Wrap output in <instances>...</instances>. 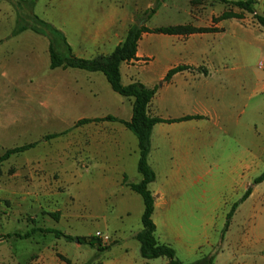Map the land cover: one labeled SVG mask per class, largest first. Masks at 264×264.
I'll return each instance as SVG.
<instances>
[{
  "label": "rangeland",
  "instance_id": "obj_1",
  "mask_svg": "<svg viewBox=\"0 0 264 264\" xmlns=\"http://www.w3.org/2000/svg\"><path fill=\"white\" fill-rule=\"evenodd\" d=\"M28 1L0 0V64L6 61L1 65L8 64L11 71H20L23 86L27 88L31 85L27 74L33 71L31 62L34 58L30 56L29 43L24 38L27 33L16 36L13 31L18 22L36 23L34 13L51 21L53 12V18L58 20L60 4L64 0H57L54 11L50 9L51 0L37 1L34 9ZM96 1H99L97 5ZM113 1L89 0V7L97 12ZM117 1L127 4L131 19V23L123 25L117 42L123 41L134 25L181 27L183 32L176 38H188L191 34L204 37L207 34L197 32L198 29H216L193 42L195 57L198 60L202 53L217 51L230 63L232 79H222V75L216 73L210 91L221 94L220 102L229 108V116L232 115L234 121L224 123L218 130L219 136L209 139V146L196 145L195 154H201L206 147L222 153L250 144L249 188L252 187V195L247 202L239 204L227 229L228 213H214V210H210L209 214L213 216L210 219L203 218L205 213L199 211L201 217L197 213L196 218L173 220L175 226L182 225L185 231L183 235L170 237V244L184 262L198 260V257L182 255L179 243L189 238L192 243H197L200 258L212 257L216 264L241 260L247 245L264 247V181L253 183L264 168V87L257 91L259 94L254 91L260 78V82H264V27L258 24L253 13L223 0ZM254 8L256 13L264 14V0H256ZM227 11L241 13L242 18L225 19L222 15ZM28 33L34 35L31 31ZM72 36L74 39L76 35ZM164 37L167 35L145 34L140 43H162ZM169 41L175 44L168 50L175 53V58H182L184 51L180 48L183 44L177 39ZM160 46L154 44L151 50L162 59L164 48ZM142 59L152 58L145 55ZM49 63L48 56L47 69L52 71ZM44 69L40 71L43 77L47 75ZM2 72L1 69L0 75ZM32 80L35 82V76ZM104 83L103 95L111 93L116 99L124 97L111 88L106 78ZM46 96L48 92H34L32 87L30 91H18L8 83L7 77L0 80V157L10 148L36 143L33 148L0 161V264H43L49 256L57 262L53 264H71L70 258H77L79 262L93 258L103 260L112 255L113 248L119 249L118 226L131 250L139 251V242L134 238L142 229L143 200L131 191L126 203L117 204V123L101 121L76 125L79 119L65 123L60 117L64 113H60V108L49 107L50 102L44 100ZM112 102L115 103V99ZM107 103L110 105V101ZM130 135L131 151L126 170L129 180L139 181L138 140L133 132ZM97 176L105 179L99 188L92 187ZM209 197L208 203L195 202L191 206H196L195 209L216 208L218 200L214 198V189L209 192ZM188 198L193 201L192 196ZM120 207H128L129 215L117 220ZM170 222L159 220L158 239L166 238L163 232L169 233ZM32 228L58 229L73 239L39 230L24 238L23 235ZM98 231L109 234L110 242L92 247L76 241L77 238L96 237ZM8 234L11 236L7 237ZM165 260V257L158 258L157 263L162 264Z\"/></svg>",
  "mask_w": 264,
  "mask_h": 264
},
{
  "label": "crops",
  "instance_id": "obj_2",
  "mask_svg": "<svg viewBox=\"0 0 264 264\" xmlns=\"http://www.w3.org/2000/svg\"><path fill=\"white\" fill-rule=\"evenodd\" d=\"M98 2L96 1V5ZM126 5L123 1L114 0L104 9L96 12L89 7V0H64L60 4V11H58L60 18L55 20L53 18L55 13L51 12V21L48 22L65 34L74 55L91 59L100 54H110L121 43L122 40L117 42V39L123 25L131 23ZM57 6V0H51V11H54ZM30 31L34 35L28 33ZM25 33L27 35L24 38L29 43L30 56L33 55L34 58L31 62L33 71L27 74L30 75L31 85L28 88L24 87L20 71H11L8 64L1 65L6 61H2L0 64V70L2 69L4 72L0 75L1 81L7 77L8 83L16 87L18 91H30L32 87L34 92H48V96L44 100L50 102L49 107L61 109L60 113L64 114L60 117L65 123H71L76 119L108 115L124 121L131 120L133 99L128 97H117L116 99L111 93L103 95L102 89L106 86L104 83L106 77L102 72L62 67L52 69L50 63L49 68L52 71H49L47 69L48 56L50 59L49 39L46 36L47 39H45L44 35L30 29L18 35ZM212 33L203 32L202 34L208 36ZM145 34L157 33H144L138 44L137 57L121 64L123 84L139 81L150 88L158 86L149 105V113L153 116L163 119H176L188 115L201 116L179 122H160L153 127L152 131L149 163L157 175L156 180L149 185L155 197L153 219L157 225L156 233L159 230L160 219L171 221L168 225L169 233L163 232L166 238L158 239L156 234L159 242L171 245L170 237L183 235V231H185L182 225L175 226L173 220L187 217L188 219L196 218L197 213L200 217L201 213H205L202 217L210 219L213 218L209 214L210 210H214V213H229L233 204L240 201L249 188L251 150L250 144H248V146L228 149L229 151L224 150L222 153L206 147L204 151H200L201 154H195L196 145L201 147L207 144L209 146V139L212 140L219 136L218 130L223 128V124L234 121L232 115L229 116V108L222 103L223 101L220 102L221 94L215 95L210 91L212 79L216 73L221 74L222 79H232V67L224 55L217 54V51L211 54L205 52V54H201L200 59H196L193 42L206 36L194 37V34H191L188 38H176L177 34H163L167 37L163 38L162 43L147 42L141 45L140 42ZM72 35H76L74 39ZM169 39H177L183 44L180 48L184 51L182 58H175V53L168 50L175 44ZM154 44L161 45V49L164 48V51H161L164 56L162 59L158 58L157 53L151 50ZM47 53L48 56H46ZM145 55L151 56L152 59L145 61L142 59ZM180 65L187 68L176 72L170 81H165L169 70ZM41 69L47 71L46 76H41ZM33 76H35V82L32 80ZM261 79L256 82L254 88L256 94H259L257 91L264 87V82H260ZM107 96H109L108 99ZM113 99H115V103L112 102ZM107 100L110 101V105ZM78 114L82 115L77 116ZM108 122L117 123V204L122 205L129 200V192H134L124 183L125 177L129 180L126 165L128 153L131 151L130 132L132 131L119 121ZM235 122L238 121L235 119ZM203 140L205 143H202ZM103 179L98 176L94 178L92 187L99 188ZM213 189L214 198L216 201L218 200L216 208L199 207L195 209L196 206H191L195 202L197 204L208 203L209 192ZM250 195L241 204L247 202ZM189 196H192L193 201L188 198ZM120 208L117 212V220L129 215L128 207ZM122 231V228L118 226L117 237L121 240L118 245L119 249L113 248L112 255L104 258L102 264H158V258L148 260L141 256L140 244L139 251L137 249L132 251L125 242L126 240L122 238ZM184 241L185 244L179 243L182 255L199 259L197 243H192L190 238L188 241L185 239ZM75 251L79 252V250ZM263 251L264 247H257L254 244L247 245L241 260H229L227 263L264 264ZM176 252L181 259L177 249ZM70 260L71 264L85 263L79 262L77 258H70ZM167 262L166 258L162 264H167ZM53 263L57 262H54L53 258L49 256L43 264Z\"/></svg>",
  "mask_w": 264,
  "mask_h": 264
},
{
  "label": "trees",
  "instance_id": "obj_3",
  "mask_svg": "<svg viewBox=\"0 0 264 264\" xmlns=\"http://www.w3.org/2000/svg\"><path fill=\"white\" fill-rule=\"evenodd\" d=\"M38 0H29L31 8H35ZM230 2L234 6L245 10L249 13H253L258 24L264 27V14H258L255 11L254 4L256 0H223ZM223 18H242L241 13L227 11L223 13ZM36 23L21 22L17 24V28L13 31V35L30 29L36 33L42 34L49 39V55H50V67L52 69L62 68H77L92 72H102L111 88L118 94L133 99V112L132 118L129 121L118 119L112 115L106 117L97 118H82L76 125H81L91 122L101 121H119L123 123L138 140L139 159L137 162V169L141 174V179L138 182L127 181L126 177L124 183L130 187L131 190L138 193L143 200V213H142V229L135 235V239L140 244L141 256L145 259H155L159 257H166L168 259L167 264H214V259L211 257H203L195 262H184L178 256L176 249L166 243H161L156 237L157 225L153 219V213L155 209V197L149 188V185L156 180V172L149 163V154L151 152V136L153 127L160 122H179L182 120H188L192 118H200L201 116H184L176 119H163L158 116H153L149 113V105L155 96L158 86L153 88L147 87L143 83L136 81L130 84H123L121 74V64L123 62L131 61L137 57V49L139 41L144 33H157V34H181L183 31L178 26H159L150 28L144 25H134L130 27L124 40L119 43L116 48L108 55H97L94 58L86 59L81 58L73 54L72 47L67 41L65 34L47 20L40 18L37 14L33 15ZM21 21V20H20ZM216 29H198L197 32H213ZM196 31H190L193 33ZM187 68L184 65L174 67L169 70L165 77V81H170L173 75ZM52 135L51 137H55ZM36 143H27L21 146L8 149L1 157L0 161L7 160L13 154L26 151L33 148ZM264 181V170L263 172L254 179V184H259ZM252 192V187L248 188L240 201L233 204L231 211L227 214V221L225 229L229 226L230 220L234 215L239 204L244 201ZM37 230L42 232L53 233L56 237H65L72 240L73 237L63 233L62 231L54 228H32L23 235L24 238L30 237ZM10 237L11 235H6ZM80 243H87L92 247L101 245V242L96 237L90 239L79 238ZM101 249V247H98ZM103 260L93 258L83 264H102Z\"/></svg>",
  "mask_w": 264,
  "mask_h": 264
},
{
  "label": "built area",
  "instance_id": "obj_4",
  "mask_svg": "<svg viewBox=\"0 0 264 264\" xmlns=\"http://www.w3.org/2000/svg\"><path fill=\"white\" fill-rule=\"evenodd\" d=\"M96 238L99 239L101 243H109L111 240V236L109 234L102 233L100 231L96 233Z\"/></svg>",
  "mask_w": 264,
  "mask_h": 264
},
{
  "label": "water",
  "instance_id": "obj_5",
  "mask_svg": "<svg viewBox=\"0 0 264 264\" xmlns=\"http://www.w3.org/2000/svg\"><path fill=\"white\" fill-rule=\"evenodd\" d=\"M76 241L78 242V241H79V239L77 238V239H76Z\"/></svg>",
  "mask_w": 264,
  "mask_h": 264
}]
</instances>
